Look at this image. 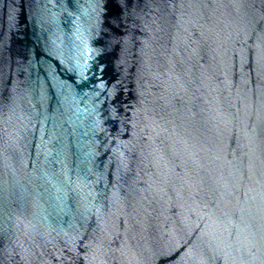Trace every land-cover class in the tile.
I'll return each mask as SVG.
<instances>
[{
	"label": "water",
	"instance_id": "obj_1",
	"mask_svg": "<svg viewBox=\"0 0 264 264\" xmlns=\"http://www.w3.org/2000/svg\"><path fill=\"white\" fill-rule=\"evenodd\" d=\"M0 264H264V0H0Z\"/></svg>",
	"mask_w": 264,
	"mask_h": 264
}]
</instances>
